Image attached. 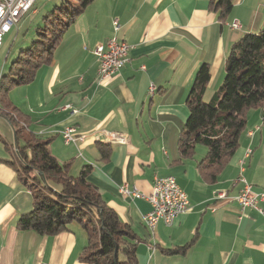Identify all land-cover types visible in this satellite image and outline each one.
Masks as SVG:
<instances>
[{"label": "crops", "instance_id": "0c3cea01", "mask_svg": "<svg viewBox=\"0 0 264 264\" xmlns=\"http://www.w3.org/2000/svg\"><path fill=\"white\" fill-rule=\"evenodd\" d=\"M209 6L210 0H92L50 64L9 92L27 120L23 134L48 140L59 163L71 162L73 175L91 167L87 179L139 238L137 264H264V203L260 213L235 200L241 167L253 192L264 190V103L248 111L239 146L215 182L204 181L197 168L206 148L196 145L191 159H179L178 137L196 71L208 65L210 99L224 78L230 46L264 28V0H233L223 21ZM233 20L239 29L229 27ZM111 37L131 46L129 58L118 74L100 79L93 51ZM70 125L83 137L66 144L60 131ZM14 144L13 127L0 114V264H89L79 259L86 237L78 224L53 235L17 227L32 198L9 164L15 162ZM155 176H173L188 207L150 232L143 222L149 202L122 197L118 188L127 184L146 194ZM219 191L226 196L217 198ZM186 244L182 253L167 251Z\"/></svg>", "mask_w": 264, "mask_h": 264}, {"label": "trees", "instance_id": "16d2710c", "mask_svg": "<svg viewBox=\"0 0 264 264\" xmlns=\"http://www.w3.org/2000/svg\"><path fill=\"white\" fill-rule=\"evenodd\" d=\"M91 2L63 0L54 6L37 28L36 39L29 48L20 51L8 75L0 77V114L15 132V162L9 164L32 198V209L19 217L17 227L53 235L76 223L86 237L79 255L81 261L137 264L139 238L106 205L97 187L87 179L91 167L84 166L76 175L71 174V162L59 163L49 149L48 140L32 132L23 134L27 120L9 99L12 88L31 81L39 67L50 64L63 35ZM232 5L233 0H210L209 8L223 21ZM209 80V67L202 64L186 101L189 114L178 137V153L180 160L191 159L196 145L204 146L207 153L197 168L204 181L213 183L239 146L248 111L264 103V28L243 34L230 46L222 83L206 101ZM187 247L188 244L167 251L178 254Z\"/></svg>", "mask_w": 264, "mask_h": 264}, {"label": "built area", "instance_id": "2783aa9c", "mask_svg": "<svg viewBox=\"0 0 264 264\" xmlns=\"http://www.w3.org/2000/svg\"><path fill=\"white\" fill-rule=\"evenodd\" d=\"M36 0H0V50L4 36L11 30L12 25L17 23V19L23 16L31 9ZM114 28H118V22L113 20ZM240 23L233 20L229 27L231 29H239ZM131 46L125 41L116 37L107 39L104 43H99L94 48V55L97 58V76L102 78V69H110V77L118 74L128 61V54ZM149 87H153L150 84ZM76 110H72L75 113ZM63 141L67 144L73 142L83 136L77 133L75 126H66L61 131ZM114 139L123 142L120 135H114ZM15 151V150H14ZM243 167L236 181L241 183L235 200L239 206L244 209L251 207L262 213L259 203H264V190L253 192L251 184L244 178ZM118 192L122 197H141L147 200L151 206L148 213L145 214L143 222L145 227L153 232L157 223L161 220L164 224L169 225L173 219L180 213L185 212L188 207V198L186 193L179 187L173 176H155L151 189L144 194L139 192L134 186L129 188L127 184H121ZM215 196L222 199L226 196L225 192L219 191Z\"/></svg>", "mask_w": 264, "mask_h": 264}, {"label": "rangeland", "instance_id": "374dc122", "mask_svg": "<svg viewBox=\"0 0 264 264\" xmlns=\"http://www.w3.org/2000/svg\"><path fill=\"white\" fill-rule=\"evenodd\" d=\"M62 1L63 0H36L23 18L12 25L10 32L4 36L0 50V77L8 75L9 67L19 55L20 51L29 48L32 41L36 39V30L43 24L44 16ZM206 95L204 99L207 101L208 97H206ZM197 146L203 150L205 149L202 145Z\"/></svg>", "mask_w": 264, "mask_h": 264}, {"label": "bare ground", "instance_id": "6f19581e", "mask_svg": "<svg viewBox=\"0 0 264 264\" xmlns=\"http://www.w3.org/2000/svg\"><path fill=\"white\" fill-rule=\"evenodd\" d=\"M19 21H20V19H17V22H19ZM93 53H94V51H93ZM108 76H110V69H102V78H105V77H108ZM154 89H155L154 86L150 87L149 91L151 93H153Z\"/></svg>", "mask_w": 264, "mask_h": 264}]
</instances>
